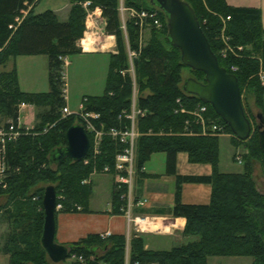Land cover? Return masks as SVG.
I'll list each match as a JSON object with an SVG mask.
<instances>
[{"label":"trees","instance_id":"trees-1","mask_svg":"<svg viewBox=\"0 0 264 264\" xmlns=\"http://www.w3.org/2000/svg\"><path fill=\"white\" fill-rule=\"evenodd\" d=\"M39 1L41 0H0V65L19 56L45 55L48 57L49 82L47 92L26 93L20 90L15 67L0 74V127L16 124L18 106L21 103L45 109L37 115L40 120L27 134H22L18 141L7 146L9 176L6 187H0V211L6 208L9 200L23 195L21 206L29 213L28 219L33 218L28 223H33L34 235V241L28 240L22 249L14 243L8 244L7 241L4 252L10 254V264H124L125 261L124 236L111 235L103 240L99 235H89L69 244L68 257L60 263H52L40 243L43 227L42 196L45 189L40 184L57 182L54 185L57 195L59 189L65 194L60 211H77L74 207L78 205L83 208L81 210L87 211L91 189L88 185H82L81 181L88 178L95 167L102 170L108 166L110 172L114 173L116 154L123 148V145L106 136L103 138L100 153L93 155L87 164H84V160L73 161L67 157L56 164L51 161V153L66 145V130L71 125L80 124L75 116L63 118L60 115L66 103L63 97L64 62L61 58L81 52L78 42L83 37L87 15L81 5L84 1L91 2L89 10H101V16L105 20L104 32L115 37L117 51L116 54H110L104 93L86 98V110L99 113L105 128L127 127V119L119 120V114L130 109L132 79L129 74L122 75L120 71L129 67V46L131 50L138 51V56L133 61L139 92L137 106L145 111V115L137 121V128L141 133L136 141L137 170L140 171L150 156L158 152L166 154V172L169 175H176L178 152L187 153L191 163H207L213 169L210 176L176 175L173 215L186 219L183 235L195 239L168 251H151L144 249L141 238H133L129 248L130 261L138 264H208L207 259L212 256H248L252 258V264H264V194L256 189L249 174L251 157L259 155L264 160V152L259 146L257 122L251 137L245 141L251 154L245 162L244 172L237 174L219 171L218 136L199 135L200 128L194 122L191 123L194 135L182 133L189 116L175 112L179 109L177 99L188 110L194 109L198 104L207 105V115L223 125L226 124L211 105L186 94L179 85L180 70L186 66L181 64L179 49L167 36L165 13L150 0H124L127 7L157 11L161 18L162 28L152 29L147 45L139 49L138 25L130 20L127 21L125 32L121 28L119 0H73L74 5L66 22L59 21L51 10L36 14L34 8ZM184 1L193 8L219 65L236 75L241 95L244 93L248 99L252 93L264 118V86L256 77L260 63L250 56L253 52L245 49V46L252 45L254 52L264 53V28L260 10L232 7L226 0ZM23 11H28L24 17ZM222 34L234 47L235 55L222 57ZM237 47L242 49L238 50ZM231 67H236L237 70L232 71ZM192 72L193 78L204 81L202 72ZM251 77L246 91L243 92V82ZM245 111L247 113L246 109ZM52 124L54 126L44 132ZM225 130L226 134H232L227 125ZM159 133L162 135H158ZM88 136L91 148L86 159L91 156L92 150V137L90 134ZM231 141L235 147L239 142H244L234 137ZM184 182L210 184L212 190L209 204H183L181 185ZM122 191L124 189H113L112 192V206L116 213L121 212ZM36 196L37 201L33 200ZM58 203L60 201L57 199ZM37 205L40 206L39 213L35 211ZM21 206L18 207L19 216H23ZM12 215H8V223H16V218L20 220ZM12 217L15 218L14 221ZM27 231L28 233L21 236L22 242H26L30 235V230ZM17 234L16 231L10 233L9 238ZM9 241L11 242V238ZM74 254L76 259H70Z\"/></svg>","mask_w":264,"mask_h":264},{"label":"rangeland","instance_id":"rangeland-1","mask_svg":"<svg viewBox=\"0 0 264 264\" xmlns=\"http://www.w3.org/2000/svg\"><path fill=\"white\" fill-rule=\"evenodd\" d=\"M122 1L124 3V0ZM68 3L69 0H41L37 4L35 8V12L36 14H39L46 10H59L61 11L59 12V14L61 15V18H63L62 16L66 10V6L68 5ZM121 17L122 16L119 14L120 21H121ZM89 25H90L89 31L88 33H86V35L88 34L89 36L97 40L94 44H102V42L105 40L106 35L104 34L105 36H103V34H101L99 30L94 28L92 24ZM152 29L158 30L155 27L154 28L145 27L143 29L142 37L139 38V42H138L139 49L147 45L151 37ZM97 31L99 32L101 38L97 37L96 35ZM84 37L85 36H83L82 38ZM128 48L129 46H127V50ZM245 49L253 52V54H251L250 56L254 59H257L258 62L260 63V69L256 74V77L258 78L259 83L262 86H264V68H263L264 53H262L261 51L254 52L253 51L254 48L252 47V45L245 46ZM110 54L108 53L86 54L80 52V53L68 55L65 58H63V62H64L63 77L65 82L64 88L66 89V97L68 98V101L66 100L65 105H67L72 112H78L80 104H83L86 107V103H87L86 98L101 96L104 93L106 86V77L109 69ZM14 66L17 71L19 87L21 91H27L26 93H28L34 91L47 92L49 90L47 56L45 55H40V56L38 55L33 57L19 56L15 60L11 58L9 61L6 62V64L0 65V74L4 71H10ZM134 72H135V68H134ZM180 76H181V82L179 85L182 87L186 78L193 77V72L190 68L184 67L180 70ZM251 79L252 77L243 82V90H244L243 92L246 91L249 85V81ZM133 89L134 92L136 93V96L138 97L139 92H138V87L136 85V75H135V87L134 88L132 87V91ZM242 100H243L244 111L246 109L248 115L247 113L245 114L252 123V132H251L252 135L254 131L255 122H257V120H255V117L256 114L260 111V109L256 105L252 93H250L248 99L245 97V94L243 93ZM263 100H264V93H263ZM29 105L30 106L28 107V110H26L28 116L25 115L26 114L25 112H23L21 114V117L27 121H30V119L33 117L32 124L28 125L31 128L34 127L40 120L38 114L41 111H44L45 109L41 107H37L35 105H31V104ZM252 118H254V120ZM191 125L192 124L187 125L185 122L184 130L182 133H185L189 136L194 135L195 133H193L192 131L193 126L191 127ZM53 126L54 124L47 126L44 129V132H47L48 129L52 128ZM158 135H162V133H159ZM199 135L207 136V134H204L202 132L201 128ZM139 136H141L140 132H139ZM232 137L234 136L232 135ZM218 149H219L218 167L221 172L234 173V174L244 172L245 162L248 160L247 157L251 154L250 150L246 147L245 141L239 142V144L235 147L232 144L231 138L229 136H220L218 139ZM236 154L239 155L242 161L241 163L236 161L235 158ZM93 155H94L93 151L91 150V156L88 158V163ZM84 164L87 163L84 162ZM249 165H251L250 167L251 169H250V173L249 172L248 173L250 174V177L254 182L256 189L260 193L264 194V160L262 159L261 156L255 155L253 158L251 157V161ZM104 168L102 170H98L95 167V169H93V171L89 173L88 178L83 179L81 181L82 185H88L90 187L91 189L90 196L94 199V202L97 204V207L99 208L104 207L108 202V193H110L111 178L113 179V175L109 172H106ZM51 184L55 185L57 184V182L55 183L43 182L40 185L46 187L47 185H51ZM113 187L115 189L114 185ZM59 190L60 191L57 195V199L58 201H60V203H58L57 205H60V207L57 208V211L62 210L63 204L61 203V201L65 199V194L61 191V189ZM22 196L23 195H21V197ZM21 197L20 195H18L14 197L12 200H9L8 204H6V208L0 211V264H10V259H11L10 254H6L4 252V247L7 241L8 244L10 245L12 243H14V245L15 244L18 245L17 247H19L20 249L26 246L28 240L34 241V235L32 230L33 223L32 224L28 223V221H32L33 218H31L30 220L28 219L29 213L27 214L24 207L21 206L22 202L24 201V199ZM33 200L37 201L38 197L36 196ZM89 204L90 202L87 205V209ZM19 206L22 207L21 209L23 211V216H19L17 214ZM74 208L76 210L83 209L80 205ZM35 211L39 213L40 211L39 205L36 206ZM9 214L11 215L13 214L12 215L13 217L16 216L20 220L18 221L17 218L15 217L16 218V223L14 222L15 224L14 223L12 224L11 223L12 221L10 222L11 224L8 223L10 220L8 218ZM13 217L12 220L14 221L15 218L13 219ZM27 229L30 230V235L28 236L27 240H25L26 242H22L21 236L24 233H28ZM15 231L19 235L17 234L16 236L13 235V237H10L11 238V242H10L9 235L10 233L13 234ZM193 239L195 238L193 237ZM164 246H166L165 248L167 249L171 248V245H164ZM207 262L208 264H252V258L248 256H229V257L212 256L208 258Z\"/></svg>","mask_w":264,"mask_h":264},{"label":"crops","instance_id":"crops-1","mask_svg":"<svg viewBox=\"0 0 264 264\" xmlns=\"http://www.w3.org/2000/svg\"><path fill=\"white\" fill-rule=\"evenodd\" d=\"M84 2H82L81 5L85 9L83 6ZM226 3L232 7H249L259 9L261 13L262 26L264 28V0H226ZM73 5V0H69L66 10L63 13V18H61V15L59 14L61 11H51L56 15L59 21L66 22ZM88 11L92 13V17L88 24H92L94 28L99 30V32L105 36V20L101 16V10L99 8H95ZM88 11L86 10L87 13ZM27 12L28 11L23 14V17L27 14ZM84 25L85 29L83 36L86 31V18ZM99 32L97 31L96 35L98 38H101ZM96 41L97 40L92 37V43L90 44L91 48L89 49H86L83 45L82 48L80 44H78L81 48V53H116V42L114 36L106 35L102 44H94ZM106 43L108 45L103 47ZM28 93L39 92L34 91ZM66 100L68 101L67 97ZM29 106V104H25V106L18 109L19 122L22 125L28 126L33 122V117L30 121L24 120L21 117L23 112H25V115L28 116L26 110H28ZM220 136H229L232 139L231 134L218 135V137ZM175 171L176 175L179 176L200 177L210 176L213 169L212 166L207 163H191L187 153L178 152L176 155ZM176 175L167 174L166 154L164 152L153 153L147 162H145L143 170L137 173L133 178L132 197L135 203L139 201L141 204H134L132 206L130 210V217L131 219L138 217L141 221L134 223L133 221H129L125 214L121 212H114V208L112 206V192L114 184L113 179L111 178L108 202L104 207H97V204L91 197L87 211H83L81 209L71 212L57 211L55 241L58 244L68 246L69 244L86 238L89 235L100 236L102 233L110 232L111 235L125 237L127 246L126 254L129 255L130 242L133 238H141L144 249L151 251H168L175 246H179L189 240H192L193 237H186L183 235L186 219L181 216L173 215ZM211 190V185L207 183L184 182L181 185V201L183 204H209ZM164 245H171V248L167 249Z\"/></svg>","mask_w":264,"mask_h":264},{"label":"water","instance_id":"water-1","mask_svg":"<svg viewBox=\"0 0 264 264\" xmlns=\"http://www.w3.org/2000/svg\"><path fill=\"white\" fill-rule=\"evenodd\" d=\"M166 15L167 36L180 51L181 64L204 74V81L193 77L185 79L182 89L211 105L215 113L229 127L232 135L246 141L252 132V123L243 107L238 79L221 67L212 51L193 8L184 0H150ZM259 129V146L264 152V118L256 114ZM66 145L51 153V161L57 163L64 158L83 160L90 148V140L81 124L71 125L65 133ZM43 227L40 243L52 263L67 259L70 248L58 244L56 235L57 193L54 185H47L42 196Z\"/></svg>","mask_w":264,"mask_h":264},{"label":"built area","instance_id":"built-area-1","mask_svg":"<svg viewBox=\"0 0 264 264\" xmlns=\"http://www.w3.org/2000/svg\"><path fill=\"white\" fill-rule=\"evenodd\" d=\"M91 2L86 1L83 3V6L88 11ZM26 11H23V14ZM118 12L122 16L121 17V28L123 31H126V24L127 21H134L139 28L140 37H142L143 29L145 27H155L157 29L162 28L161 18L157 11H149V10H137L132 7H127L124 5L123 1H119ZM92 17V13L88 11L86 15V31L84 36L89 31V24ZM226 19H229L227 17ZM21 20V18H20ZM20 22V21H19ZM81 40H79L78 44L82 47ZM221 40L224 44L223 48L221 49L222 57H226L229 54L235 55V49L228 43V38L222 34ZM83 48V47H82ZM238 50H241V47H237ZM128 56V65L129 67L127 70H121L120 73L125 75L126 73L130 75L132 79V87H135V72H134V59L138 56V51L131 50L128 48L127 50ZM63 60V58H61ZM232 71H236V67H231ZM63 97L66 101V89L63 90ZM176 102L179 104V109L175 112H181L187 114L189 117L186 121V124H191L194 122L196 125L201 128L202 132L207 135L218 136L223 135L225 133V126L221 124L214 118H211L207 115L208 107L205 104H198L193 110H188L181 105L180 99H177ZM25 106V103H21L18 106V109ZM61 115L63 118L68 116H75L77 119L80 120V124L85 128L87 134L91 135L92 137V151L94 156L100 153V149L102 146V141L104 137H110L112 140L118 142L119 144L123 145V148L120 152L116 154L115 157V167L114 173L110 172V168L106 166L104 170L109 172L113 175V184L117 191H122L120 195V199L123 202L120 211L125 214L129 221H133L134 223L139 222L140 218L136 217L131 219L130 217V210L134 204H141V202H134L132 197V184L134 176L141 172L137 170L135 165V158H136V141L139 137V130L137 128V121L139 117H143L145 115V111L141 110L137 106V96L132 91L131 97V105L130 109L123 111L119 114V120L122 118L127 119V127H109L105 128V124L101 121V115L95 112H88L86 107L83 104H80L78 112H72L67 105H65L61 110ZM32 128V127H31ZM27 125H22L19 122V116L16 121V124L10 123L7 126L0 127V187H6L7 179L9 174L7 172L8 164L6 161V153H7V146L9 143L18 141L19 137L22 134H27L30 129ZM89 137V136H88ZM90 140V139H89ZM90 148H91V141H90ZM89 148V151H90ZM88 151V153H89ZM87 153V154H88ZM87 156V155H86ZM236 161L241 163V159L238 154H236ZM85 163L88 162L86 157L83 159ZM60 205H57L56 209L59 208ZM111 236L110 232H105L100 234L101 239L105 240ZM76 255H71L70 259H76ZM80 260L81 257H78ZM104 264V263H101ZM124 264H138L137 262L132 263L130 261L129 255H125Z\"/></svg>","mask_w":264,"mask_h":264},{"label":"bare ground","instance_id":"bare-ground-1","mask_svg":"<svg viewBox=\"0 0 264 264\" xmlns=\"http://www.w3.org/2000/svg\"><path fill=\"white\" fill-rule=\"evenodd\" d=\"M90 27V26H89ZM88 33V32H87ZM92 41V37L91 36H89L88 34H87V36L85 35V37L84 38H82V40H81V44L86 48V49H89V48H91V42ZM108 44L106 43V44H104L103 45V47H106Z\"/></svg>","mask_w":264,"mask_h":264}]
</instances>
